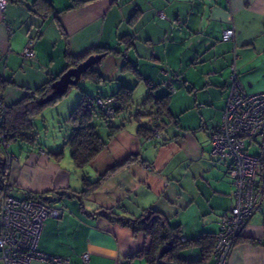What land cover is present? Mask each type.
<instances>
[{
    "label": "crops",
    "instance_id": "0c3cea01",
    "mask_svg": "<svg viewBox=\"0 0 264 264\" xmlns=\"http://www.w3.org/2000/svg\"><path fill=\"white\" fill-rule=\"evenodd\" d=\"M77 1L7 0L0 10V86L9 108L62 72L69 56L105 52L95 68L103 80H85L87 90L106 96L132 88L135 108L115 116L112 123L118 119L113 124L123 126L82 166L83 185L85 178L95 181L121 167L84 195L85 187L77 180L71 184L69 172L54 168L45 156L21 161L8 144L0 152V165L9 153L13 196L39 194L62 211L59 218L43 221L39 251L66 258L64 264H125L127 258L146 264L139 254L150 238L108 216L135 218L152 209L179 226L186 239L217 231L218 216L232 204L233 181L230 157L211 154L209 134L226 104L234 47L245 91L264 90V0ZM230 26L234 41L221 40ZM30 37L36 39L34 59L22 55ZM149 96H165L167 102L154 143L138 133L139 125L155 127L147 115L154 108L139 106ZM62 110L57 116L67 118ZM133 111L130 119L136 124L131 125L127 114ZM245 144L247 153L260 156L255 179L262 183L264 135L246 138ZM260 202L262 208L247 220L228 264H264V192ZM84 252L89 254L86 263L80 258ZM171 256L168 264H214L211 256L203 257L201 246L180 247Z\"/></svg>",
    "mask_w": 264,
    "mask_h": 264
},
{
    "label": "built area",
    "instance_id": "2783aa9c",
    "mask_svg": "<svg viewBox=\"0 0 264 264\" xmlns=\"http://www.w3.org/2000/svg\"><path fill=\"white\" fill-rule=\"evenodd\" d=\"M6 3V0H0L1 11ZM221 39L234 41L233 26L222 31ZM35 40V37L27 40L22 50L25 58H35ZM232 56L226 105L219 125L209 135L211 154L218 158L230 157L232 160L233 181L232 204L217 218V231L211 253L214 264H228L247 220L262 208L260 200L264 192V172L262 183L255 179L260 156L247 153L245 144L246 138L264 135V90L254 93L245 91L237 74L238 55L235 47ZM95 102L106 116L112 117L114 107L110 104L116 103L115 98L96 97ZM5 115L4 91L0 88V123ZM7 146L5 135L0 133V152H5ZM5 154L6 161L0 173V264H29L32 260H40L46 264L67 263L66 258L52 256L37 249L43 221L48 217L59 218L62 211L36 196L24 199L13 196L9 184L12 161L10 154ZM80 258L86 263L89 254L84 252ZM125 264L133 263L127 258Z\"/></svg>",
    "mask_w": 264,
    "mask_h": 264
},
{
    "label": "trees",
    "instance_id": "16d2710c",
    "mask_svg": "<svg viewBox=\"0 0 264 264\" xmlns=\"http://www.w3.org/2000/svg\"><path fill=\"white\" fill-rule=\"evenodd\" d=\"M12 1L21 2V0ZM89 1L90 0H79L76 2V4H84ZM102 52L103 51H99L97 49L92 50L78 58H72L69 56L67 66L62 72H60L55 77H50L48 81L38 86L34 90L28 92V94H26L20 101L13 104L11 107H6V115L3 121L0 123V133L5 135L6 142L10 144V141L16 139L31 140L32 136L29 135L30 131L32 130L31 119L35 115L40 113V111L46 105L52 104L54 102L56 103V101L62 99L67 91L64 95L55 96L53 100L43 105L39 104L37 102V99L41 96H46L47 94H49L52 91L51 83L69 67L75 66L91 54ZM80 80H90L94 83H98L103 79L95 68L90 67L84 73H82ZM132 91V88L121 87L118 92L111 95L93 96L88 92L81 90L80 97L77 101L76 106L64 120L70 129V134L66 138V143L71 147L70 156L72 161L75 162L76 166L82 167L85 164L89 163L101 150L106 147V145L108 144V140L111 138L113 133L123 126L122 124L114 125L112 121L117 114L130 109V107L132 106ZM96 97L115 98L116 103L110 104L114 107V115L112 119L111 117L106 116L103 110L96 104ZM139 106L144 107V109H146L147 107H150V109L154 108V110L149 112L147 115L151 117L152 121L154 120L155 127L147 128L142 125L138 126V133L146 138H149L154 129H158V121H160V119H162L167 114L166 97L162 96L155 98L149 96ZM139 115L140 112H137L133 115V117L137 118ZM98 127L104 128V137L98 132ZM131 160L132 159L130 158L127 160V162H130ZM118 167H121V165L109 169L104 175H100L95 181H90L85 178V188L80 193L86 195L90 190L96 188L108 174L116 171ZM1 168L2 166L0 165V170ZM36 197L41 198L47 202V200L44 199L42 195L38 194ZM108 217L111 221L118 222L121 225L127 226L134 232H143L147 237L150 238L149 247L142 250L139 254L144 255L146 264H154L156 252L161 246L165 244L170 246L169 251L164 255V260L166 261H168L169 258L172 257V253L177 248L194 245L201 246L204 258L211 256L216 232L214 234L204 232L200 236L186 239L182 236L179 226L171 225L164 215L152 209L143 210V212L135 218L127 219L120 216L111 215Z\"/></svg>",
    "mask_w": 264,
    "mask_h": 264
},
{
    "label": "rangeland",
    "instance_id": "374dc122",
    "mask_svg": "<svg viewBox=\"0 0 264 264\" xmlns=\"http://www.w3.org/2000/svg\"><path fill=\"white\" fill-rule=\"evenodd\" d=\"M97 66H98V63L93 65L92 67L96 68ZM86 84H90V83L86 82L85 80H80L76 85L69 86L65 96L62 99L56 101V103L54 102L52 104L46 105L40 111V113H38L32 118V125H33L32 139L31 140L29 139L28 140L27 139L12 140L10 141L8 151L11 153H15L16 157L21 156V161L22 159L23 160L27 159L28 155H29V158H33L36 155L45 156L49 158L50 160H52L51 164L53 165L54 168L60 166L61 168L60 171L61 170L62 172L66 171L67 173L69 172V180L71 181V184L75 185V182H76L75 180H77L79 184L83 185V182H82L83 179H81L82 167L76 166L75 162H72V159L70 156L71 147L70 145L66 143V140H67L66 138L70 134L69 126L65 123L64 121L65 118H62V117L59 118L57 116V109H60L63 107L62 113L68 116L69 113L72 111V109L76 106L77 101L80 97L81 90H84L88 92L89 94L92 93L89 90H87ZM131 108H133L134 110L135 107L132 106ZM64 109H66L67 112L64 113ZM134 112L135 111L127 114L128 124L130 123H132L131 125L136 124L134 119L133 120L130 119L132 118L131 114H133ZM113 115L111 119L113 118ZM43 116H45V118H43ZM128 116H129V119H128ZM119 122L120 120L116 119V121H114L113 123L117 124ZM97 130L103 137L105 136L104 128L98 127ZM159 132H161V130L158 131V129H154L152 133L153 135L151 134L150 136L152 138L151 139H148L146 137L145 138L148 139V141H153L154 143L155 141L158 140L160 136ZM39 149L43 151V154H40ZM13 162H14L13 164H15L16 160H14ZM11 165H12V162H11ZM1 170H0V173H1ZM10 170H12L11 166H10ZM74 173H76V175H74ZM83 186L85 187V184ZM136 263L140 264L137 261Z\"/></svg>",
    "mask_w": 264,
    "mask_h": 264
},
{
    "label": "water",
    "instance_id": "95a60500",
    "mask_svg": "<svg viewBox=\"0 0 264 264\" xmlns=\"http://www.w3.org/2000/svg\"><path fill=\"white\" fill-rule=\"evenodd\" d=\"M104 55L105 53L103 52L91 54L75 66L69 67L51 83L52 91L46 96L39 97L37 102L43 105L53 100L55 96L64 95L68 87L76 85L80 81L82 73L93 65L99 63ZM169 249L170 246L167 244L161 246L155 254L154 264H168V262L164 260V255L169 251Z\"/></svg>",
    "mask_w": 264,
    "mask_h": 264
}]
</instances>
